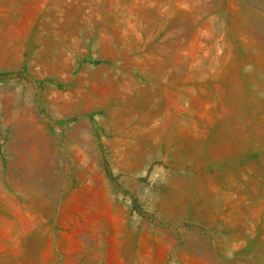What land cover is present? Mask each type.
I'll return each instance as SVG.
<instances>
[{
    "label": "rangeland",
    "instance_id": "rangeland-1",
    "mask_svg": "<svg viewBox=\"0 0 264 264\" xmlns=\"http://www.w3.org/2000/svg\"><path fill=\"white\" fill-rule=\"evenodd\" d=\"M0 62V264H264V0H0Z\"/></svg>",
    "mask_w": 264,
    "mask_h": 264
},
{
    "label": "bare ground",
    "instance_id": "bare-ground-1",
    "mask_svg": "<svg viewBox=\"0 0 264 264\" xmlns=\"http://www.w3.org/2000/svg\"><path fill=\"white\" fill-rule=\"evenodd\" d=\"M0 63H2V62H0ZM19 95H20V94H19ZM99 99L101 100V98H99ZM78 100H79V99H78ZM25 101H27V98H25ZM79 101H80V100H79ZM72 102H73V101H72ZM101 102H102V101H101ZM66 103H67V102H66ZM76 103H77V102H76ZM83 103H85V102H83ZM102 103H103V102H102ZM70 104L72 105L73 103H70ZM75 105H76V104H75ZM79 105H80V104H79ZM81 105H83V104L81 103ZM27 106H28V105H27ZM83 106H84V105H83ZM133 106H134V105H133ZM62 107H63V106H62ZM65 107H66V106H65ZM65 107H63V108H65ZM70 107H71V106H70ZM70 107H69V108H70ZM56 108H57V107H56ZM72 108H73V106H72ZM86 108H87V107H86ZM88 108H89V107H88ZM131 108H132V107H131ZM133 108H134V107H133ZM66 109H68V108H66ZM52 110H53V109H52ZM58 110H59V109H58ZM56 111H57V110H56ZM68 111H69V110H68ZM68 111H67V112H68ZM70 111H72V110H70ZM73 111H76V109H73ZM77 111L81 112L80 110H77ZM58 112H59V111H58ZM64 113H65V112H64ZM75 113H76V112H75ZM70 114H73V113L71 112ZM61 115H62V114H61ZM63 116H64V115H63ZM21 125H22V124H21ZM82 125H83V124H82ZM22 126H23V125H22ZM80 126H81V125H80ZM80 126H79V127H80ZM83 126H84V125H83ZM24 127H25V126H24ZM26 128H27V126H26ZM17 129H18V128H17ZM19 129H22V128H19ZM27 129H29V128H27ZM30 129H31V126H30ZM77 129H78V128H77ZM32 130H34V128H33ZM18 131H19V130H18ZM25 131H27V130L25 129ZM25 131L23 130V132H24L23 134H25V133L28 132V131H27V132H25ZM20 132H21V130H20ZM36 132H37V131H36ZM34 133H35V132H34ZM72 133H73V132H72ZM28 134H30V133L28 132ZM70 134H71V133H70ZM74 134H75V133H74ZM74 134H73V135H74ZM16 135H17V134H16ZM16 135H15V136H16ZM26 135H27V134H26ZM22 136H25V135H22ZM71 137H72V136H71ZM76 137H77V135H76ZM69 138H70V136H69ZM72 139H73V137L71 138V140H72ZM78 139H79V138H78ZM78 139H77V141H78ZM68 140H69V139H68ZM71 140H69V141H71ZM79 140H81V139H79ZM28 141H29V140H28ZM69 141H68V142H69ZM74 141H76V139H75ZM77 141H76V142H77ZM32 142H33V141H32ZM81 143H82V142H81ZM85 146H86V145H85ZM70 148H71V145H70ZM73 149H74V148H73ZM73 149H72V150H73ZM72 153H73V151H72ZM10 188L13 189L11 186H10ZM13 193H14V192H13ZM17 200H18V197H17ZM20 201H21V200H20ZM18 202H19V201H18ZM20 204H21V203H20ZM20 206H21V205H20Z\"/></svg>",
    "mask_w": 264,
    "mask_h": 264
},
{
    "label": "crops",
    "instance_id": "crops-1",
    "mask_svg": "<svg viewBox=\"0 0 264 264\" xmlns=\"http://www.w3.org/2000/svg\"><path fill=\"white\" fill-rule=\"evenodd\" d=\"M103 108V107H102ZM151 125V124H150ZM150 127L151 126H149V124L148 125H140L139 126V132H140V134H141V136H142V134H145L146 136L148 135V134H150L151 135V131H150ZM133 131V130H132Z\"/></svg>",
    "mask_w": 264,
    "mask_h": 264
}]
</instances>
